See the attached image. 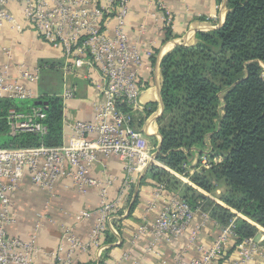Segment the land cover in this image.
Listing matches in <instances>:
<instances>
[{"label":"built area","instance_id":"1","mask_svg":"<svg viewBox=\"0 0 264 264\" xmlns=\"http://www.w3.org/2000/svg\"><path fill=\"white\" fill-rule=\"evenodd\" d=\"M132 0H0V26L11 24L20 28L19 19L12 6L20 5L23 18L36 32L54 47L63 49L68 62L65 72L75 68H95L99 72L96 86L97 98L91 119L68 122L71 135L60 146H0V264H36L41 248L37 242V229L29 239L13 235L9 226L18 222L19 214L13 207V195L23 180H30L42 190L54 193L59 182L69 179L82 194L96 190L99 206L95 210L82 209L75 216L79 221L94 219L89 241L77 236L72 227L63 225V238L56 250L57 264H73L77 252H88L95 245L102 251V238L111 230L119 235L115 221L121 217L120 209L127 201V189L135 184L153 164H159L158 151L150 144L141 129L134 123V114L140 109L142 85L140 75L145 57L152 51L130 40L126 30V17ZM164 12V0H151ZM171 22L170 14H164ZM114 17V25L109 22ZM112 18V17H111ZM263 76H264V63ZM17 76L9 73V66L0 64V100H38L36 89L25 82L38 83L40 69L28 70L20 66ZM65 104L75 97V91L67 88L61 94ZM47 113L42 105L26 110L12 107L6 119L9 135L33 133L44 136L49 128L45 122ZM117 157L125 172L117 196H111L116 176L104 166L103 177L93 175L100 158ZM205 167L210 163L205 157ZM198 168L197 171H200ZM167 193L164 184L156 186L155 197ZM156 198L148 202V210L156 207ZM238 216L240 213L235 211ZM200 215V219L197 216ZM211 215L195 209L191 203L177 195H171L168 203L157 213L151 224H141L134 242L149 235L147 250L152 251L159 241H173L186 236L189 243L198 244V255L187 256L186 248L178 251L174 264L188 259L190 264H216L222 260L229 264H264V241L254 236L235 245V220L220 230L209 245L200 243L201 231ZM216 223H218L216 221ZM259 229L262 227L256 224ZM264 228V227H263ZM262 229V228H261ZM190 245V244H189ZM191 246V245H190ZM232 250L233 256L227 258ZM125 252L114 264L130 260ZM132 264H141L133 260ZM166 264V261H164Z\"/></svg>","mask_w":264,"mask_h":264},{"label":"trees","instance_id":"2","mask_svg":"<svg viewBox=\"0 0 264 264\" xmlns=\"http://www.w3.org/2000/svg\"><path fill=\"white\" fill-rule=\"evenodd\" d=\"M227 8L222 26L198 32L196 43L177 45L163 59L164 113L159 120L162 144L157 158L171 169L182 171L183 164L190 163L192 147L208 149L210 166L191 178L209 192L218 182L226 185L221 196L225 205L199 196L207 203L203 210H210L221 226L236 218V245L258 233L256 224L264 227V0H227ZM49 92L38 100H0V146L64 143V101ZM35 105L44 106L48 132L42 137L7 134L8 110ZM148 179L169 186L173 180L179 181L157 164L141 181ZM186 186V198L196 208L197 191ZM106 232L115 237L111 230Z\"/></svg>","mask_w":264,"mask_h":264},{"label":"crops","instance_id":"3","mask_svg":"<svg viewBox=\"0 0 264 264\" xmlns=\"http://www.w3.org/2000/svg\"><path fill=\"white\" fill-rule=\"evenodd\" d=\"M164 1L167 9L162 12L152 4L151 0H132L126 23L130 40L139 44L142 50L152 51L151 55L145 57V66L140 75L142 109L135 118L136 126L145 133L150 144L158 152L162 144L159 120L164 113L161 95L163 59L177 45L196 43L198 32L218 29L225 22L228 11L227 0ZM12 9L19 19L21 29L13 28L11 24L0 26V64L8 65L9 73L13 76L18 75L20 66L31 71L40 69L41 79L38 83L25 82L29 88L38 91L39 97L46 91L61 96L65 89H74L75 97L69 100L64 108V142L67 143L71 135L68 122L78 119L89 120L94 114L97 94L93 79L99 76V72L95 68L92 72L88 67H80L75 73L64 72V65L68 60L64 57L63 49L46 42L25 21L20 5L14 4ZM164 14H170V24ZM55 72L59 75L57 81ZM45 76L51 77L46 80ZM199 161L196 156L190 160L191 171L198 169L196 162ZM158 165L171 172L173 170L160 161ZM104 166L117 178L111 188V196L115 197L125 178L122 162L117 157H101L93 170V175L103 177ZM142 178H138L135 184L127 189V201L120 209V219L116 220V225L120 229L119 235H115V238L105 232L101 240L105 248L101 251L93 245L88 252H77L73 264H114L123 258L125 252H128L131 258L126 260L125 264H132V261L137 259L141 264H164V261L166 264H174L177 252L185 248L188 257L198 255V244L189 243L186 236L173 241L163 239L152 251L147 250L149 235H143L134 242L139 226L143 223L151 224L157 213L168 203V198L171 195L179 196L177 192L167 189V193L155 197L158 183L152 179L142 182ZM192 187L204 193L203 188L197 185ZM154 198H156V207L148 210V202ZM135 200L136 204L131 214ZM98 206L99 196L96 190L82 194L69 179L61 180L56 191L51 193L42 190L26 177L19 190L13 195V207L20 219L9 226V232L29 239L36 225L40 223L37 229V242L41 253L37 257L36 264H57L56 250L62 242L63 225L72 227L77 236L89 241L94 219L79 221L75 215L82 209L95 210ZM198 216L200 219V215ZM220 226L219 223H208L201 231L200 243L209 245L218 234ZM230 255L233 256L232 250L227 253V258ZM182 264L190 263L185 259ZM216 264L229 263L222 260Z\"/></svg>","mask_w":264,"mask_h":264},{"label":"rangeland","instance_id":"4","mask_svg":"<svg viewBox=\"0 0 264 264\" xmlns=\"http://www.w3.org/2000/svg\"><path fill=\"white\" fill-rule=\"evenodd\" d=\"M128 16H129V14L127 15V17H126V23H127V19H128ZM112 17V18H111ZM109 19H111L109 22H111L113 25H114V22H115V19H114V17L113 16H111ZM188 45H190V44H188ZM66 59V58H65ZM63 62H62V66H63ZM59 69H61V67L59 66ZM77 69H79V68H75V71L73 72V73H75L76 71H77ZM91 70H92V72H94V68H90ZM62 70V69H61ZM63 71V70H62ZM64 72H65V70H64ZM54 76H55V79H56V81L59 79V75H58V73L57 72H55L54 73ZM46 78V80H48V78H50L51 76H45ZM98 78H99V76L98 77H96V79H93L94 80V83L95 84H97V81H98ZM141 96H142V89H141V92L139 93V97H140V102H141V105H140V109L137 111V112H135V114H134V123H136V118H135V116H136V114L142 109V99H141ZM138 118V117H137ZM137 129H139L138 127H137ZM144 133V132H143ZM144 135H145V133H144ZM145 137H146V135H145ZM147 138V137H146ZM148 139V138H147ZM207 142H208V140H207ZM206 150V151H205ZM201 151H205L204 153H202ZM208 152V149H206V147L204 148V147H201V150H200V148H197V147H192V149H191V153L193 154V155H191L190 156V160H192L195 156L197 157V158H199V162H196V164H197V167L198 168H201V169H206V168H208V167H205L204 166V163H203V161L202 160H204V158L206 157L207 159L209 158V156L208 155H206V153ZM202 157V158H201ZM190 163L189 162H187V163H184L183 164V170L181 171V170H172V172H171V174H172V176H174V177H176L177 178V180H179V181H175V180H173L174 182H172V184H171V186H169L166 182H162L161 184L163 185L164 184V186L166 187V188H168V186L172 189L171 191H175V192H177L178 194H179V197H181V198H183V199H186L189 203H190V201H189V199H187L186 198V194H187V192H188V190H187V184L188 185H190V184H192V185H196L195 184V182H193V180H192V176H194V174H195V172L198 170V169H195V170H190V165H189ZM185 169V170H184ZM142 177V176H141ZM140 177V178H141ZM157 182V181H156ZM160 185V184H159ZM191 185V186H192ZM216 189L214 190V191H212V192H209V191H206V190H204V193H201V192H198L197 191V206H196V208L195 209H199V210H202V211H205V212H207V213H209L210 215H211V211L210 210H208V209H206V210H203V208H204V205H205V199H202L200 196L201 195H203V196H206L207 198L209 197V198H211V199H213V200H215L216 202H218V203H220V204H223V205H225V203L222 201V199H221V196H222V194L225 192V190H226V185L224 184V183H222V182H218V184L216 183ZM200 195V196H199ZM178 196V195H177ZM207 204V203H206ZM192 205V204H191ZM195 207V206H194ZM205 209V208H204ZM240 217H244V218H246L243 214H241V216ZM210 219H209V221L206 223V225L208 224V223H212V224H216V220L218 221V219H214L212 216L211 217H209ZM197 219H199V216H197ZM247 219V218H246ZM206 225H205V227H206ZM204 227V228H205ZM203 228V229H204ZM259 228V227H258ZM262 229H261V233H260V229H259V231H258V233L257 234H255L254 235V237L257 239V240H263L264 241V228L263 227H261Z\"/></svg>","mask_w":264,"mask_h":264},{"label":"water","instance_id":"5","mask_svg":"<svg viewBox=\"0 0 264 264\" xmlns=\"http://www.w3.org/2000/svg\"><path fill=\"white\" fill-rule=\"evenodd\" d=\"M160 149H161V148H160ZM147 171H148V170H147ZM147 171L142 175V177L147 173ZM142 177H141V178H142Z\"/></svg>","mask_w":264,"mask_h":264}]
</instances>
